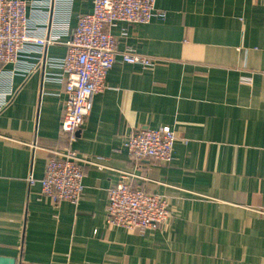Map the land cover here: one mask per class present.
<instances>
[{"label":"crops","instance_id":"crops-1","mask_svg":"<svg viewBox=\"0 0 264 264\" xmlns=\"http://www.w3.org/2000/svg\"><path fill=\"white\" fill-rule=\"evenodd\" d=\"M49 1L47 18H59L65 0ZM68 1L70 31L92 3ZM154 7L162 20L109 28L114 62L73 141L60 130L63 85L42 80V62L0 81L11 94L0 109V257L264 264V0H155ZM60 31L48 26L44 36ZM66 39L44 46L40 60L62 57ZM122 52L150 64L122 62ZM159 126L175 136L168 163L128 155L129 135ZM65 148L90 162L80 163L78 198L51 202L38 180L51 152ZM122 172L165 200L163 224L143 232L105 225L106 192Z\"/></svg>","mask_w":264,"mask_h":264},{"label":"built area","instance_id":"built-area-1","mask_svg":"<svg viewBox=\"0 0 264 264\" xmlns=\"http://www.w3.org/2000/svg\"><path fill=\"white\" fill-rule=\"evenodd\" d=\"M62 2L65 7L59 18L50 19L46 10L49 0H0V64L13 66L10 71L0 70V81L8 82L12 74L32 72L36 62H42V80L63 85L60 130L73 141L90 111L93 95L104 89L105 74L114 62L115 40L109 28L119 21L145 24L151 19L162 20L164 12L155 9V0H91V11L77 15L75 26L67 31L69 1ZM48 26L61 31L45 37ZM60 36H67L64 55L41 61L43 47ZM120 60L150 64L147 58L131 52L120 53ZM7 96H11L9 91L0 90V109L7 103ZM174 140L168 126H159L137 130L123 145L134 159L166 164L172 158ZM81 162L90 161L78 158L67 148L52 151L38 180L41 196L51 202L75 201L82 187ZM27 181H33L30 174ZM106 199L104 222L108 227L143 232L160 226L169 217L165 200L133 187L126 172L108 188Z\"/></svg>","mask_w":264,"mask_h":264},{"label":"water","instance_id":"water-1","mask_svg":"<svg viewBox=\"0 0 264 264\" xmlns=\"http://www.w3.org/2000/svg\"><path fill=\"white\" fill-rule=\"evenodd\" d=\"M0 264H14V259L8 257H0Z\"/></svg>","mask_w":264,"mask_h":264}]
</instances>
